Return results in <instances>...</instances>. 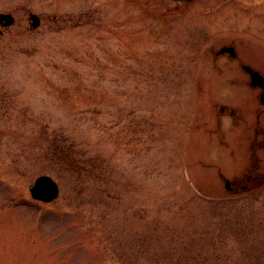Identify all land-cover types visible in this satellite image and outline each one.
I'll return each mask as SVG.
<instances>
[{
    "label": "rangeland",
    "instance_id": "1",
    "mask_svg": "<svg viewBox=\"0 0 264 264\" xmlns=\"http://www.w3.org/2000/svg\"><path fill=\"white\" fill-rule=\"evenodd\" d=\"M13 11L0 27V264H155L132 230L156 216H264L258 91L209 52L235 42L264 75V0H0ZM250 173L263 184L224 191L220 175ZM39 175L56 200L31 198Z\"/></svg>",
    "mask_w": 264,
    "mask_h": 264
},
{
    "label": "trees",
    "instance_id": "2",
    "mask_svg": "<svg viewBox=\"0 0 264 264\" xmlns=\"http://www.w3.org/2000/svg\"><path fill=\"white\" fill-rule=\"evenodd\" d=\"M83 166L77 165L80 171ZM88 167L86 173L91 170ZM216 218L218 225L203 226L193 214H183L173 224L156 216L147 220L142 231L132 232L140 235L141 247L155 264H264L261 212L236 205Z\"/></svg>",
    "mask_w": 264,
    "mask_h": 264
},
{
    "label": "water",
    "instance_id": "3",
    "mask_svg": "<svg viewBox=\"0 0 264 264\" xmlns=\"http://www.w3.org/2000/svg\"><path fill=\"white\" fill-rule=\"evenodd\" d=\"M174 1H182V0H174ZM35 16H32L31 19L35 20ZM2 20V15H0V21ZM10 22V21H9ZM36 22L33 23V26H36ZM228 51L232 57L235 56L233 48H227L220 50L217 54L220 55ZM244 70L250 74L251 81L250 85L253 88H261L264 89V77L257 71H253L249 67H244ZM222 183L225 188V192L229 194H238L243 192H248L254 189V187L261 186L263 184V180H257L254 178L253 174L250 173L240 180L233 179L228 180L220 175ZM30 193L33 198L37 200H41L44 202H49L55 199L58 196V188L56 183L47 176L38 177L32 188L30 189Z\"/></svg>",
    "mask_w": 264,
    "mask_h": 264
},
{
    "label": "flooded vegetation",
    "instance_id": "4",
    "mask_svg": "<svg viewBox=\"0 0 264 264\" xmlns=\"http://www.w3.org/2000/svg\"><path fill=\"white\" fill-rule=\"evenodd\" d=\"M7 13L8 14H11L13 16V18H14V24H15V21L17 20L16 12L13 11V12H7ZM29 16H30V14H29ZM29 16H28V21H29ZM38 18H39L38 21H39V25H40L42 19H41L40 16H38ZM3 24H4V21H2L0 23V25H3ZM1 29L3 31V30L8 29V27H2ZM227 48H233V51L236 54L235 57H234V59H231L232 56L230 55V53L228 51H225L223 53V55L217 56V52L219 51V49H227ZM219 49L218 50H215L214 47H210L209 52L210 53L213 52L214 53V56L215 57H218V58L219 57H227L229 60H231L230 61L231 63H235L236 64V67L240 71H243L244 72V67H246V66L247 67H249V66L252 67L250 64H248L249 61L246 59V57H244V56L241 55L242 59L239 58L238 47H237V45H236L235 42H229V43H226V44H222L219 47ZM239 53H240V50H239ZM255 90L258 91L257 98H258V102H259V107H258V109L256 111V120H255L256 126H258V127H256V133L257 134L261 133L262 134V137L264 139V123L261 124V121H262L261 120V116L262 115L264 116V89L258 88V89H255ZM230 112H231L232 115L234 114V111H230Z\"/></svg>",
    "mask_w": 264,
    "mask_h": 264
}]
</instances>
